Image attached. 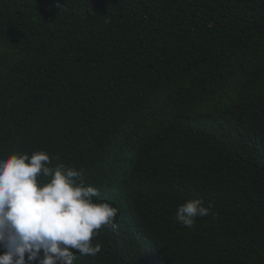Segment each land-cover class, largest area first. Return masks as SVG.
<instances>
[{"label": "trees", "instance_id": "obj_1", "mask_svg": "<svg viewBox=\"0 0 264 264\" xmlns=\"http://www.w3.org/2000/svg\"><path fill=\"white\" fill-rule=\"evenodd\" d=\"M36 151L119 210L74 264H264V0H0V157Z\"/></svg>", "mask_w": 264, "mask_h": 264}, {"label": "clouds", "instance_id": "obj_2", "mask_svg": "<svg viewBox=\"0 0 264 264\" xmlns=\"http://www.w3.org/2000/svg\"><path fill=\"white\" fill-rule=\"evenodd\" d=\"M45 151L0 157V264H74L75 253L96 256L101 230H116L119 210L96 202L99 189L63 164L50 166ZM210 209L199 199L176 212V222L192 228Z\"/></svg>", "mask_w": 264, "mask_h": 264}]
</instances>
